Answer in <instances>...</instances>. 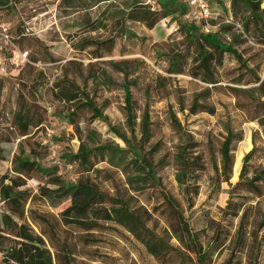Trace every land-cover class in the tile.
Wrapping results in <instances>:
<instances>
[{
	"label": "trees",
	"instance_id": "obj_1",
	"mask_svg": "<svg viewBox=\"0 0 264 264\" xmlns=\"http://www.w3.org/2000/svg\"><path fill=\"white\" fill-rule=\"evenodd\" d=\"M11 1L0 0V8ZM104 1L116 4L122 0ZM229 2L233 19L241 30L229 23L218 31L206 32L203 21L185 19L190 11L186 0H161L158 8L130 0L122 5L123 24L119 35L99 42L89 41L78 49L85 52L92 48L91 57L100 60L113 52L118 38L132 36L130 24L140 23L152 30L169 19L170 23L178 25L172 36L176 38L156 44L155 48L161 50L160 56L166 64L164 72L170 78L188 76L204 85L194 94L190 114L215 115L217 109L211 103L213 93L225 89L236 99L234 108L245 122L258 125L252 132V149L245 154L239 180L234 185L231 184L236 162L234 152L244 140V131L242 123L236 126L231 118L224 127L221 168L214 164L216 175L212 178L218 190L223 183L230 186L229 199L220 211V219H209L207 231L192 228L187 212L194 208L200 195V181L206 170L199 153L200 143L172 113L171 124L180 141L163 154V142H153L155 125L147 110L138 123V109L131 89L134 72L124 66L128 61L112 63L116 72L124 75L123 113L129 135L110 126L125 147L118 144L90 147L83 141L84 131L79 124L82 111L90 112L94 120H108L88 92L89 82L102 78L90 72L93 63L86 66L90 75L85 76L84 64L70 61L68 67H76L73 76L66 72L55 84L54 96L58 102L71 105L66 118L71 130L74 128L80 136L81 144L76 153L66 158L69 167H79L82 173L66 181L59 172V155L58 164L47 168L41 165L36 149H43L49 157L48 147L42 141L48 108L20 95L10 125L15 137L20 139L12 162L14 174L0 175V251L4 252L0 264H77V248L96 245L98 240L93 233L102 223L124 228L161 264H263L264 0ZM98 28L94 24L91 31ZM227 56L237 62L235 68L225 69ZM157 79H161L159 75ZM159 80L155 86L157 94L165 89ZM4 89L0 79V108ZM147 91L149 97L151 89ZM178 103L184 111L182 94ZM37 132L42 133L41 140L32 142L33 133ZM101 164L109 168L100 169ZM168 167L175 171L182 199L164 183L161 172ZM34 173L47 179L38 194L26 189ZM105 183L108 187L103 185ZM37 201H44L52 208L69 205L54 216L36 208ZM69 232L77 240L74 243L68 237ZM224 253L227 257L220 261Z\"/></svg>",
	"mask_w": 264,
	"mask_h": 264
},
{
	"label": "rangeland",
	"instance_id": "obj_2",
	"mask_svg": "<svg viewBox=\"0 0 264 264\" xmlns=\"http://www.w3.org/2000/svg\"><path fill=\"white\" fill-rule=\"evenodd\" d=\"M127 1L129 3L130 0H122L116 4L104 0H13L0 8V32L1 25L5 24L10 35L8 42L0 40V79L5 85L0 108V175L14 174L12 162L15 153L18 152L20 139L15 137L10 125L13 113L18 109L20 95L32 103L38 102L43 108H48L45 123L50 129L55 130L54 143L59 145L58 167L62 177L70 181L76 174L81 175L82 170L75 166L69 167V159L66 158L76 153L81 144L78 138L80 136L76 134L74 128L70 130L66 118L71 105L58 102L54 96L55 84L66 72L73 76L76 67H68L70 61L84 64L85 76L90 75V72H96L98 77L102 78L96 82L91 80L88 92L108 120H94L90 112L82 111L79 124L84 131L83 141L90 147L99 144H118L124 148L122 140L111 131V126H115L122 133L129 135L123 113L124 75L116 72L112 63L128 61L124 66L134 72L131 89L138 109V123H141V118L147 110L151 122L155 125L153 142L159 140L163 142V154L172 150L180 141L179 134L171 124L173 114L181 121L183 128L200 143L199 153L203 157L206 170L200 181V195L195 200L194 208L187 212V215L195 231H207L209 219L219 220L220 211L225 208L229 199V184L223 183L218 190L212 182L216 175L214 164L217 163L221 168L220 149L226 135L224 127L231 118L236 121L234 123L236 126L242 123L244 131V140L237 145L234 152L236 162L231 179V184L234 185L239 180L243 158L252 149V132L258 125L245 122L241 113L234 108L236 99L225 89L213 93L211 103L217 109L215 115L190 114L194 94L200 92L204 85L188 76L170 78L164 72L166 64L160 56L161 50L155 48V45L176 38L172 36L177 32L178 25L170 23L169 19L163 20L152 30L140 23L130 24L132 36L118 38L113 52L103 59L94 60L91 57L92 48L86 49L85 52L79 51L78 49H82L89 41L99 42L109 36L119 35L123 24L122 5ZM140 1L158 8L161 0ZM209 4L213 13L209 24L214 31L229 23H234L236 28L241 30L233 19L229 0H210ZM94 24L99 28L91 31ZM89 63L94 64L90 72L86 69ZM236 66L237 62L227 56L225 69H233ZM157 75L160 76V80L157 79ZM158 80L165 88L159 94L155 88ZM79 83L82 86V82ZM147 89H151L149 97ZM180 94L184 97L182 104L184 111L178 103ZM41 134L33 133L32 142L40 141ZM36 152L37 159L43 167L53 166L43 149L37 148ZM98 167L109 168L105 164ZM161 176L168 189L179 196L174 169L166 168L161 172ZM46 181V178L34 173L28 180L26 189L38 194L40 186ZM103 185L108 187L107 183ZM179 199L182 197L179 196ZM68 205L69 203H66L58 208H52L44 201H37L35 207L57 216ZM161 227L165 229L163 221ZM35 232L39 233V230L35 229ZM93 236L98 240L96 245L84 247L79 245L77 248V264H161L140 242L118 225L102 223ZM68 237L73 243L77 241L70 232ZM173 242L177 243L176 240ZM51 251L55 253L54 249ZM226 257L227 253H224L220 261ZM262 263L264 264V251Z\"/></svg>",
	"mask_w": 264,
	"mask_h": 264
},
{
	"label": "built area",
	"instance_id": "obj_3",
	"mask_svg": "<svg viewBox=\"0 0 264 264\" xmlns=\"http://www.w3.org/2000/svg\"><path fill=\"white\" fill-rule=\"evenodd\" d=\"M210 0H186L190 11L185 16V19L187 20H196V21H203L205 23L204 30L206 32L214 31L211 25L209 24V21L213 18V13L210 9ZM151 2V1H150ZM2 31L0 32V40L9 41L10 35L9 30L6 28V25H1ZM51 112V109H50ZM45 134L42 139L44 145L48 147L49 150V157L48 160L53 164H58V149L59 145L55 144L52 140L55 130L50 129L45 124ZM71 130V129H70ZM3 253L0 251V259L2 258Z\"/></svg>",
	"mask_w": 264,
	"mask_h": 264
}]
</instances>
